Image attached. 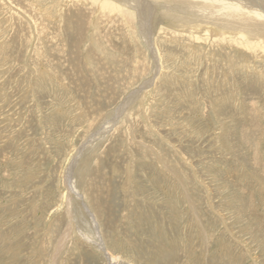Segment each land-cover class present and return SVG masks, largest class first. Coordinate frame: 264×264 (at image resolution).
Returning a JSON list of instances; mask_svg holds the SVG:
<instances>
[{"label": "rangeland", "instance_id": "rangeland-1", "mask_svg": "<svg viewBox=\"0 0 264 264\" xmlns=\"http://www.w3.org/2000/svg\"><path fill=\"white\" fill-rule=\"evenodd\" d=\"M151 1L0 0V264H264V17Z\"/></svg>", "mask_w": 264, "mask_h": 264}, {"label": "bare ground", "instance_id": "bare-ground-1", "mask_svg": "<svg viewBox=\"0 0 264 264\" xmlns=\"http://www.w3.org/2000/svg\"><path fill=\"white\" fill-rule=\"evenodd\" d=\"M156 1H158V0H156ZM165 1L175 3L176 1H180V0H165ZM182 1H184V0H182ZM188 1H192V2L198 1L200 3L201 2L205 3L207 6H210V7L217 9L218 11H216V12L218 13V15L222 16V18H224L223 16H225V17L229 16L230 18H232L230 20H232V21L236 20L241 25H245L246 27L253 25L252 22H250L251 19L248 18V17H250L251 14L258 16V17H261L260 16V13H261L262 17H264V0H188ZM121 2L123 4H125V6H129V8H132V9L137 11L138 18L140 21V26L142 28L143 33L145 35L147 34V37L149 35H151L152 34L151 29L155 28L152 25L155 24V19H156L155 13H156L157 5L154 4L151 0H121ZM206 5L203 6L204 8L202 10V13L204 15H206V13L209 11V9H207L208 7H206ZM72 6H74V5L72 4ZM118 7H120V6L118 5ZM189 8H191L190 10L193 11L192 9H194L195 7H194V5H191V6H189ZM74 9L76 11L75 15L78 17L76 19H80L81 17L79 14H80V12L83 11V5H81L79 7V5L77 6V4H75ZM100 10H101V8H100ZM191 11H189V12H191ZM124 14L131 15L132 13L124 12ZM209 14L214 15L215 13L210 11ZM127 17L128 16L125 15L124 19H127ZM168 18H169V16H168ZM79 25H81V24H79ZM151 26H152V28H151Z\"/></svg>", "mask_w": 264, "mask_h": 264}]
</instances>
